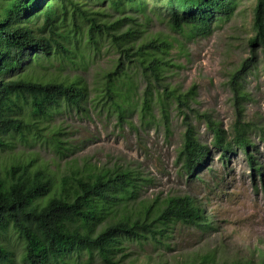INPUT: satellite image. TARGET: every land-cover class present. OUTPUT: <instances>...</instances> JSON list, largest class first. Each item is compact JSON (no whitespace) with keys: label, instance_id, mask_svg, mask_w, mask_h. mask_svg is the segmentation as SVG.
Segmentation results:
<instances>
[{"label":"trees","instance_id":"trees-1","mask_svg":"<svg viewBox=\"0 0 264 264\" xmlns=\"http://www.w3.org/2000/svg\"><path fill=\"white\" fill-rule=\"evenodd\" d=\"M239 1L0 0V151L27 142L31 133L41 136L54 116L71 112L106 109L131 124L136 111L148 123L158 106L167 126L173 101L187 106L195 92L192 87L181 94L165 80L173 66L172 44L147 34L151 20L157 18L176 34L205 37L236 15ZM245 27L249 46L259 48L264 58V0H254ZM255 55L244 59L231 78L235 120L230 131L206 113L198 117L207 118L221 157L237 144L250 170L260 174L249 150L254 146L250 124L243 120L247 97L240 90L241 73L254 65ZM102 56L107 61L100 68ZM139 82L143 88L132 101ZM184 123L176 161L192 178L209 151L191 122ZM147 181L123 165H85L58 174L36 158H11L0 166V264H90L95 258L100 264H120L128 244L164 243L177 223L215 229L194 195L139 199ZM212 261L204 255L185 264Z\"/></svg>","mask_w":264,"mask_h":264},{"label":"rangeland","instance_id":"rangeland-1","mask_svg":"<svg viewBox=\"0 0 264 264\" xmlns=\"http://www.w3.org/2000/svg\"><path fill=\"white\" fill-rule=\"evenodd\" d=\"M254 0H240L236 15L219 24L205 37L176 34L165 23L153 18L147 34L171 42L166 81L185 94L194 88L186 105L177 101L168 108L165 126L158 106L148 123L136 111L131 124L121 122L111 112L88 111L58 114L41 130L31 133L27 142L0 151V166L15 156L36 158L56 173L72 167L127 166L148 181L141 187L139 199L153 200L166 195L191 194L197 197L204 214L215 229L204 231L177 223L164 243H131L124 249L120 264H185L210 255L211 264H259L264 254V58L259 48L248 43ZM249 26V25H247ZM104 54L108 57V53ZM253 66L242 71L241 91L246 94L243 120L249 122V147L260 174L252 172L241 147L234 145L224 157L213 144V133L198 117L206 113L230 131L235 120L234 92L231 78L240 63L252 56ZM102 56L97 66H105ZM96 66V67H97ZM143 85L132 90L131 100L138 99ZM186 116V117H185ZM186 118V119H185ZM191 122L208 155L199 171L189 178L176 161L186 124ZM198 176V177H197ZM87 255L83 256V261ZM90 264H100L95 258Z\"/></svg>","mask_w":264,"mask_h":264}]
</instances>
